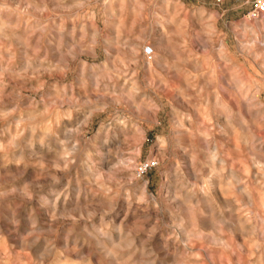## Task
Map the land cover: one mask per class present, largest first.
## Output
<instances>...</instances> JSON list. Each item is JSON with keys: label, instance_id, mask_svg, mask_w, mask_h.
<instances>
[{"label": "rangeland", "instance_id": "rangeland-1", "mask_svg": "<svg viewBox=\"0 0 264 264\" xmlns=\"http://www.w3.org/2000/svg\"><path fill=\"white\" fill-rule=\"evenodd\" d=\"M0 56V264H264V3L0 0Z\"/></svg>", "mask_w": 264, "mask_h": 264}, {"label": "built area", "instance_id": "built-area-1", "mask_svg": "<svg viewBox=\"0 0 264 264\" xmlns=\"http://www.w3.org/2000/svg\"><path fill=\"white\" fill-rule=\"evenodd\" d=\"M259 3H264V0H258ZM144 56L150 60L154 56V49L151 45H145L143 49ZM157 164L154 160L140 162L137 166L138 175L146 173L148 170H151Z\"/></svg>", "mask_w": 264, "mask_h": 264}, {"label": "bare ground", "instance_id": "bare-ground-1", "mask_svg": "<svg viewBox=\"0 0 264 264\" xmlns=\"http://www.w3.org/2000/svg\"><path fill=\"white\" fill-rule=\"evenodd\" d=\"M44 4V3H43ZM45 5V4H44ZM38 7V6H37ZM12 25V24H11ZM45 37V36H44ZM106 43V42H105ZM110 44V43H109ZM1 57V56H0ZM27 63V62H26ZM43 65V64H42ZM14 71V70H13ZM48 132V131H47ZM40 134V133H39ZM39 136V135H38ZM234 175V174H233ZM174 193V192H173ZM66 195V194H65ZM190 195V194H189ZM187 197H188V195H187ZM52 198V197H51ZM46 202V201H45ZM110 218V217H109ZM113 220V219H112ZM109 225V224H108ZM111 225V224H110ZM102 226V225H101ZM90 230V229H89ZM153 230V229H152ZM102 231V230H101ZM96 232V231H95ZM107 232V231H106ZM122 232V231H121ZM97 233H98V231H97ZM116 237V236H115ZM119 239V238H118ZM97 241V240H96ZM125 242V241H124ZM111 243H113V242H111ZM110 243V244H111ZM214 243H216V241L214 242Z\"/></svg>", "mask_w": 264, "mask_h": 264}]
</instances>
